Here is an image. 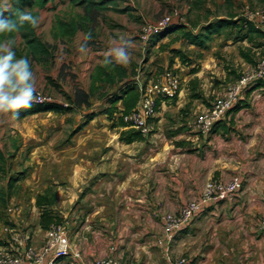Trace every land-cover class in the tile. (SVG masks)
Here are the masks:
<instances>
[{
  "label": "crops",
  "instance_id": "crops-1",
  "mask_svg": "<svg viewBox=\"0 0 264 264\" xmlns=\"http://www.w3.org/2000/svg\"><path fill=\"white\" fill-rule=\"evenodd\" d=\"M203 2L206 5L204 0L193 5ZM213 12L216 21L241 23L237 16ZM187 99L181 86L175 102L161 101L151 121L152 135L144 141H121L120 127L111 139L113 121L105 113L106 104L91 114L71 143L55 145L56 150L52 143L45 147L50 152L40 160L37 180L71 184V190L69 186L58 190L60 200L54 207L68 222L71 243V255L57 264H94L102 257L123 264H175L181 259L186 264H264V81L242 96L238 108L211 137H197L178 120L169 136L165 132L167 117L176 118ZM202 101L204 108L213 102ZM234 178L242 181L243 188L233 199L203 206L174 240L168 237L163 214H178L187 202L200 198L210 180ZM82 181L74 188V182ZM130 181L138 184L127 189L118 206V188ZM23 212L17 207L10 213L15 226L24 223L30 228L15 234L14 244L40 249L46 241V230L39 224L41 212L33 222L35 231L22 219ZM5 238L9 240V235Z\"/></svg>",
  "mask_w": 264,
  "mask_h": 264
},
{
  "label": "rangeland",
  "instance_id": "rangeland-1",
  "mask_svg": "<svg viewBox=\"0 0 264 264\" xmlns=\"http://www.w3.org/2000/svg\"><path fill=\"white\" fill-rule=\"evenodd\" d=\"M15 1L21 0H0V14L4 11L12 12ZM78 1L82 4H77ZM100 1L53 0L48 3L47 8L40 10L42 17L38 20L36 32L42 41L50 45V55L45 62L38 63L32 59L20 35L5 38L3 41L12 42L17 58L28 59L37 92L53 101L68 104L69 109L64 113L45 111L19 118H14L11 113H0V149L4 151L6 159L4 164L0 162V252L15 253L17 248L24 251L29 247H17L14 244L13 236L19 231L26 233L30 228L24 226V223L21 227L15 226L9 208L21 207L24 211L22 219L32 223L35 231L36 224L33 222L38 212H41L37 209V196L53 184H57V192L67 186L71 190L70 183L37 180L41 168L40 160L45 158L44 153L50 152L45 147H52L53 144L54 148L55 145L60 148L71 143L77 128L85 126L97 108L105 107L106 104L108 107L110 95L120 92L121 84L106 85L96 93L89 94V75L96 64L102 63L106 58L113 59L108 55L111 48L126 47L130 59L123 65L129 68L131 78L139 77L141 84L160 77L167 67L182 76V91L188 99L176 118L167 117L164 130L168 136L170 129L175 127L174 120L184 122V127L188 126L187 121L204 110L202 100L214 101L229 84L256 66L264 57V39L246 41L248 29L245 25L250 22L245 18L244 12L245 5H250L253 9L261 8L264 0H204L206 5L204 2L193 5L195 0H109L106 8L97 9L94 2ZM88 5L91 10L84 30L77 31L71 37L54 36L53 26L58 17L70 20L78 15H85V6ZM213 10L216 15L237 16V20L242 22H237V27L225 23L219 33L213 30L210 36H206L200 25H210L218 20L211 18L214 16ZM168 16L173 22L183 20L188 24L180 28H166L150 35L148 28ZM189 31L195 34L203 32L206 37L204 45L187 39L184 33ZM235 34L238 35L237 38ZM178 49L186 55L189 63H184L178 56ZM111 129L110 138L114 139L119 129L114 126V122ZM156 131L157 129L154 130ZM193 133L197 137L201 136L197 132ZM19 176L21 179L16 182L15 179ZM74 183V188H77L84 181ZM89 184L93 183H86ZM136 184L138 182L130 181L124 187L118 188L119 190L116 189L119 191L116 203L118 206L124 199L123 196H126L127 189ZM113 185L117 187L121 183ZM78 205L80 201L74 205L75 209ZM7 235L10 244L5 238Z\"/></svg>",
  "mask_w": 264,
  "mask_h": 264
},
{
  "label": "built area",
  "instance_id": "built-area-1",
  "mask_svg": "<svg viewBox=\"0 0 264 264\" xmlns=\"http://www.w3.org/2000/svg\"><path fill=\"white\" fill-rule=\"evenodd\" d=\"M245 18L258 30L264 31V5L259 8L244 6ZM183 21V20H181ZM173 24L171 17L163 19L156 25L148 28L150 35L158 33ZM141 91V98L137 107L128 115L124 121L132 127L140 130L144 136L151 132V121L158 112V100H172L181 92V75L172 69L165 71L160 77L150 79L141 84L139 77L136 78ZM264 80V57L252 69L247 70L239 79L227 86L225 91L217 96L215 100L197 113L187 124L197 134L208 137L213 133L215 125L225 118L228 113L239 103L246 88ZM38 99L34 103L44 104L52 102L41 92H37ZM65 106L68 104L64 103ZM243 188L240 179L234 178L229 181L219 179L207 182L200 198L187 202L178 214L165 213L161 220L164 224L168 237L174 240L176 234L192 222L203 206L233 199ZM17 211V207L9 208V213ZM261 230L264 233V216L261 219ZM70 235L68 233V222L55 224L46 231V241L40 249L29 246L24 251L0 252V264H57L64 257L71 255ZM77 256L80 253H75ZM186 259H181L175 264H186ZM94 264H123L114 257H102L95 260Z\"/></svg>",
  "mask_w": 264,
  "mask_h": 264
},
{
  "label": "trees",
  "instance_id": "trees-1",
  "mask_svg": "<svg viewBox=\"0 0 264 264\" xmlns=\"http://www.w3.org/2000/svg\"><path fill=\"white\" fill-rule=\"evenodd\" d=\"M53 0H21L15 1L14 10L12 12L4 11L2 15L5 18H13V12L18 10H28L31 11L33 16L36 17L37 20L40 18V10L47 8L48 3ZM102 1V2H101ZM100 3L94 2V6L97 9L106 8L105 5L109 0H101ZM229 1V0H227ZM74 2V1H73ZM77 4H82L81 1H78ZM85 15H78L76 18H72L70 20L62 19L58 17L56 19V23L53 26V33L56 38L58 37H71L77 31L84 30L87 25L88 15L90 14V5L85 6ZM242 22V21H241ZM225 23L229 25L236 26L238 25L237 21L232 20H219L215 23H211L209 26H201L202 30H205V35L210 36L213 30H216L218 33L223 29ZM188 23L185 21H175L172 25H170V29L173 27H184ZM37 25V24H36ZM36 25L31 26L25 24L19 32L12 34H0V42H3L5 38H14L17 35H20L27 49L32 56V59L38 63L45 62L47 57L50 55V45L47 42L42 41L36 32ZM245 25V23H244ZM248 29V33L245 35V38L248 41H254L255 39H264V31L258 30L254 27L252 23L249 25H245ZM244 26L241 28L243 29ZM210 34V35H209ZM184 36L187 39L197 41V44L204 45V39L206 38L203 32H187L184 33ZM164 48V47H163ZM176 50V49H175ZM178 56L183 59V62L189 63L186 55L178 49L176 51ZM246 57V56H245ZM247 58V57H246ZM108 60H112V63H107ZM169 69V68H168ZM166 69L165 71H167ZM91 86L90 93H96L99 89L103 88L106 85L116 86L121 84L120 92L116 95H113L109 98V106L105 109V113L108 114L110 120L114 122L115 127H120L123 130L120 133V140L124 141L128 144L133 142H140L146 140V136L143 133L132 127L130 123L124 121V116L130 114L138 105V102L141 98V91L139 84L137 83V79L130 77L129 68L123 64H117L113 59L106 58L102 63L97 64L90 76ZM264 81V80H262ZM259 81L248 88L245 89L243 95H245L248 91L255 88L260 82ZM242 95V96H243ZM242 98V97H241ZM177 100V96L172 99L171 102H175ZM162 100H158V106ZM241 101V100H240ZM239 103L228 113V115L220 120L214 127L212 135L217 131V129L227 121L228 116L236 110L240 104ZM210 106V105H209ZM65 106L64 103L58 101H52L44 104L33 103V106L30 109H21L20 117H26L31 114L45 112V111H54L56 113H64L67 112L69 108ZM119 115V116H118ZM92 116L89 117L88 120H91ZM88 124V122L86 123ZM85 124V125H86ZM82 127H78L76 132L80 131ZM75 132V133H76ZM211 135V136H212ZM208 136V137H211ZM204 137V136H202ZM6 161L5 153L0 149V162L4 164ZM2 168V166H0ZM22 177V175H20ZM17 177L15 179L16 182H19L21 177ZM58 192H57V184L49 185L42 193L37 196L36 205L41 210L40 215V227L43 230H49L52 225L60 224L63 222V217L57 214L54 210V207L58 201ZM54 209V210H53Z\"/></svg>",
  "mask_w": 264,
  "mask_h": 264
},
{
  "label": "clouds",
  "instance_id": "clouds-1",
  "mask_svg": "<svg viewBox=\"0 0 264 264\" xmlns=\"http://www.w3.org/2000/svg\"><path fill=\"white\" fill-rule=\"evenodd\" d=\"M37 23L36 17L28 10L13 12V18H5L0 14V34L17 33L25 24L35 26ZM108 55L117 64H127L130 59L124 46L111 48ZM37 99L34 75L28 59L16 57L11 41L0 42V113H11L14 118H19L20 110L30 109Z\"/></svg>",
  "mask_w": 264,
  "mask_h": 264
}]
</instances>
